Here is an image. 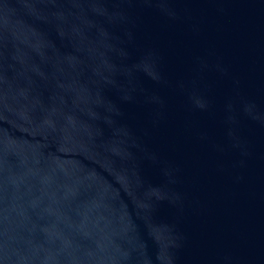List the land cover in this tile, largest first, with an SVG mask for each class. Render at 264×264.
<instances>
[{"label":"water","instance_id":"obj_1","mask_svg":"<svg viewBox=\"0 0 264 264\" xmlns=\"http://www.w3.org/2000/svg\"><path fill=\"white\" fill-rule=\"evenodd\" d=\"M0 264H264V0H0Z\"/></svg>","mask_w":264,"mask_h":264}]
</instances>
